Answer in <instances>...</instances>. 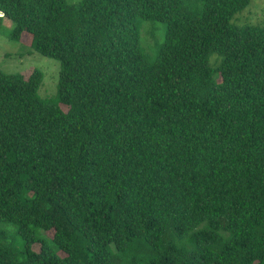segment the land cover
<instances>
[{
	"label": "trees",
	"instance_id": "1",
	"mask_svg": "<svg viewBox=\"0 0 264 264\" xmlns=\"http://www.w3.org/2000/svg\"><path fill=\"white\" fill-rule=\"evenodd\" d=\"M186 1L0 0L60 62L51 98L0 70V264H264V28Z\"/></svg>",
	"mask_w": 264,
	"mask_h": 264
},
{
	"label": "rangeland",
	"instance_id": "2",
	"mask_svg": "<svg viewBox=\"0 0 264 264\" xmlns=\"http://www.w3.org/2000/svg\"><path fill=\"white\" fill-rule=\"evenodd\" d=\"M70 3H78L80 0H68ZM186 4L193 6L195 0H187ZM3 17V15H0ZM238 24L257 25L264 28V0H251L246 10L236 17ZM0 30V70L5 73L28 74L32 69H39L43 74V83L39 90L42 98H51L57 94L59 82L60 62L53 58H48L38 52H31L27 47L31 41V35L24 33L20 40H12L11 30L14 23L10 19H2ZM135 26L139 32L141 51L145 56L153 61L160 46L165 41L166 26L160 21H147L138 17ZM26 46V47H25ZM24 54V55H23ZM7 231L8 237L3 242H14L18 246L23 245L22 239L15 234V229L10 225H1ZM50 240L51 233H42Z\"/></svg>",
	"mask_w": 264,
	"mask_h": 264
}]
</instances>
